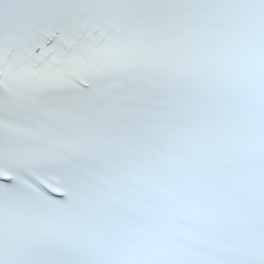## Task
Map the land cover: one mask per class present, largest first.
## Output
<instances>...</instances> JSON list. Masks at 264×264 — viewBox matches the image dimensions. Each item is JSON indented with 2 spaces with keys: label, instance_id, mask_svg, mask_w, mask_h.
<instances>
[{
  "label": "snow or ice",
  "instance_id": "snow-or-ice-1",
  "mask_svg": "<svg viewBox=\"0 0 264 264\" xmlns=\"http://www.w3.org/2000/svg\"><path fill=\"white\" fill-rule=\"evenodd\" d=\"M0 264H264V0H0Z\"/></svg>",
  "mask_w": 264,
  "mask_h": 264
}]
</instances>
